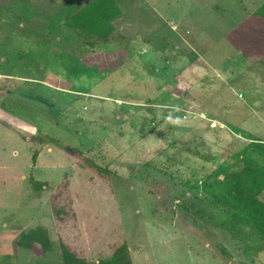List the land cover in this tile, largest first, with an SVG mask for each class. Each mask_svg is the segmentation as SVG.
I'll return each mask as SVG.
<instances>
[{
  "label": "rangeland",
  "instance_id": "1",
  "mask_svg": "<svg viewBox=\"0 0 264 264\" xmlns=\"http://www.w3.org/2000/svg\"><path fill=\"white\" fill-rule=\"evenodd\" d=\"M91 1L0 0V263L264 264L195 186L264 142V0H114L105 38L66 23Z\"/></svg>",
  "mask_w": 264,
  "mask_h": 264
},
{
  "label": "trees",
  "instance_id": "2",
  "mask_svg": "<svg viewBox=\"0 0 264 264\" xmlns=\"http://www.w3.org/2000/svg\"><path fill=\"white\" fill-rule=\"evenodd\" d=\"M255 13L264 18V4ZM120 14L121 10L114 0H92L66 23L71 27L88 31L91 36L105 38L111 33L110 21ZM240 162L243 165L232 171L227 180L211 176L210 181L201 182V185L196 182L195 186L204 194L227 205L232 210L233 218L256 229L264 236V202L257 197L260 193L259 188L254 184L244 187L242 182L245 175L256 179V182L264 180V142L258 138L251 139V142L242 149ZM31 183L32 188L38 191L46 182L32 180ZM36 246L40 247L42 256L51 251L49 236L42 227L22 232L16 241L17 249L33 252ZM62 260V264L80 263L66 249L62 253ZM98 264H131V261L125 247L115 252L111 260Z\"/></svg>",
  "mask_w": 264,
  "mask_h": 264
}]
</instances>
